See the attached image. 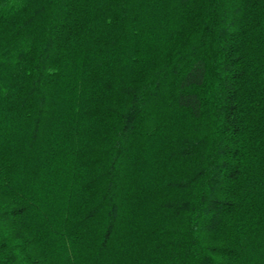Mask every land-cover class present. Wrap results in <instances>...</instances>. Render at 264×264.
<instances>
[{
	"label": "trees",
	"instance_id": "obj_1",
	"mask_svg": "<svg viewBox=\"0 0 264 264\" xmlns=\"http://www.w3.org/2000/svg\"><path fill=\"white\" fill-rule=\"evenodd\" d=\"M0 264H264V0H0Z\"/></svg>",
	"mask_w": 264,
	"mask_h": 264
}]
</instances>
